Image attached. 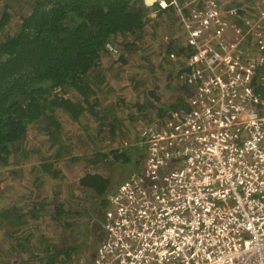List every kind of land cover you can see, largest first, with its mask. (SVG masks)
<instances>
[{"label":"trees","instance_id":"obj_1","mask_svg":"<svg viewBox=\"0 0 264 264\" xmlns=\"http://www.w3.org/2000/svg\"><path fill=\"white\" fill-rule=\"evenodd\" d=\"M0 1V167L7 169L13 161L14 165L23 164L18 171L24 183L33 184L27 179L35 180V177L40 182L51 178L57 183L51 200L41 198L38 193L27 206L7 204L0 209V234L3 235V238L0 237V264H77V242L86 225L85 219L92 221V217L84 208L77 211L70 204L66 208L64 203L67 201L58 200L61 184L68 183L61 178V170H57L59 159L66 156V160L72 163L83 158L69 155L75 143L73 148L63 147L59 117H66L79 128H85L86 132L93 131V127L95 131L85 137L88 141L93 134L108 131L109 145L102 146L105 150L99 152L91 149L90 156L83 158L86 164L82 166L79 177L68 183L78 192L91 195L100 210L107 207V212L108 200L94 198L107 193L112 187L111 175L101 171V168L116 170V166L131 158L138 162L144 155L139 133L133 135L132 140L127 138L131 134L125 128L127 123H122L125 122L122 120L125 108L122 105L129 104L134 110L127 111V117L132 121L142 119V123L148 124L154 119L164 120L170 110L187 109L188 104L183 98H178L164 106L156 93L157 87L146 88L143 82L137 83L135 72L132 74L134 78L131 76L129 81V89L134 95L132 102L126 103L123 97L111 99V96H101L100 93L112 90L109 82L119 74V71L111 73L114 62L128 63L134 57H142L140 53L145 51L146 45L143 38L149 35L151 21L156 27L168 23L177 28L182 23L174 5L158 6L156 17L161 19L155 17L153 20L148 10L140 7V0ZM177 1L180 5L188 2L183 8L186 13L197 2ZM205 4V1L198 3L197 8L202 9ZM236 5L232 3L222 9H237L239 27L244 25V18L254 20L260 13L253 5ZM254 40L251 37L247 39L249 44ZM261 41L264 44V37ZM107 43L117 49L119 59L110 60L106 65L105 59L112 55L106 47ZM254 44L258 46L261 42L255 41ZM161 48L157 57L173 61L177 67V88L183 97L191 96L183 78L184 69L179 63L187 55V45L171 35ZM259 51L264 53V48H259ZM130 69H134L131 64L128 65ZM177 88L174 86L173 90ZM257 91L264 95V87L258 86ZM134 113H137L136 118ZM32 129L34 136L39 132L45 136L43 141L47 148L55 147V161L58 163L44 162L47 159L43 156L45 154L40 156V151L28 140ZM117 136L120 139L115 145L114 137ZM120 141H129L130 145L124 148ZM32 161L36 163L24 167ZM65 162L62 163L63 168H66ZM27 171L31 172L30 175ZM74 194L70 192L71 199ZM45 216L47 219L41 222ZM48 228L50 232L52 230L51 235L42 232ZM89 228L90 225H86L84 240L88 239ZM81 243L84 246L86 242ZM80 262L81 258L78 264Z\"/></svg>","mask_w":264,"mask_h":264},{"label":"built area","instance_id":"obj_2","mask_svg":"<svg viewBox=\"0 0 264 264\" xmlns=\"http://www.w3.org/2000/svg\"><path fill=\"white\" fill-rule=\"evenodd\" d=\"M169 4L188 108L140 128L143 160L108 195L94 264H264V12L239 27L234 7Z\"/></svg>","mask_w":264,"mask_h":264},{"label":"rangeland","instance_id":"obj_3","mask_svg":"<svg viewBox=\"0 0 264 264\" xmlns=\"http://www.w3.org/2000/svg\"><path fill=\"white\" fill-rule=\"evenodd\" d=\"M165 1H166V5H168L167 0ZM204 1L206 2L205 6L208 4H217L220 8L229 7V5H232V3H236L237 4L236 6L238 7L253 5L257 7L258 12L259 11L264 12V0H197L195 4H192V8H190L188 13H190L191 10L196 11V13L201 12L203 8L198 9L197 4L198 3L202 4V2ZM176 2L178 1L176 0ZM178 4L180 5V3ZM187 4L188 2L186 3L184 1V5H180V6L184 7ZM147 13L149 17L152 19L156 17V15L158 14L156 3L154 4L153 9L148 10ZM156 18H158V20L161 19L160 16L159 17L157 16ZM246 20L251 21L252 19L247 18ZM153 23L154 22L151 21V23L149 24V35L143 38L145 40L144 43L146 45L144 46L145 51L140 53L142 57L141 58L134 57L128 63L121 62L120 64V62L118 63L114 62V68L112 69V72L111 70L109 72L115 74L117 73V71H119V74L114 80H110L109 82L110 83L109 85L110 87H112V90L110 92H105V93L101 92L100 93L101 96L102 95L111 96V99H115L117 97H123L126 103L132 102L134 95H133V91L129 89V87L131 88V84L129 83V81L132 77L134 78V75L132 74L135 72L136 73L135 79L137 83L143 82L144 87L146 88L157 87L156 93L161 98V103H163L164 106L167 107L171 103V101L174 102L178 98H183L186 101L187 97L186 96L183 97V94L177 88L178 87L177 84L179 83V81L176 79V74H175L176 69H177L176 65H173V61L171 59L169 60V58L159 59L157 57L158 53L162 51L161 46L163 45V43L165 42L167 43L169 41L171 35L172 37L176 36V38L181 39L182 44H185L186 37L184 36L185 33L183 31L182 24H180L179 27L175 28L174 25H171L168 23H162L165 25H159L158 27L154 26ZM162 29H163V32L160 33ZM156 30L158 31L156 32ZM150 34H153V35L150 36ZM149 47L151 48L149 49ZM258 47L261 50L264 48L263 41L258 46H255L254 44V49L258 50V52H261L259 51ZM118 57L119 56H116L115 54L108 55V58L105 59V62H106L105 64L107 65L110 60L113 61V60H116V58L119 59ZM129 64H131L134 67V69H130L129 71L128 70ZM174 86L177 88L176 91L173 90ZM103 88L108 89V87H103ZM103 101H105V99H103ZM122 106L125 107L124 112L122 113V120H124L125 122H122V123H125V124L127 123V125L126 126L124 125V126L125 128L126 127L128 128L126 129L128 133L130 132L131 134L127 138L129 140H132V136L139 133L140 128L144 125V122L142 123V119H136V121H132L129 117H127V115L130 110L132 112L134 110L131 107H129V104L126 106L125 105H122ZM135 114L136 116H133ZM133 115L132 116L134 118L137 117V113H134ZM59 119L61 121V130H62L61 135H60L61 136L60 140L63 143V147L70 149V148H73V145L76 144L74 149H72V152H71L72 154H69L70 156H79L80 158H82L83 156V158H86L90 156L93 149H95L96 152H99L100 150H105L102 146L109 145L110 143L108 139L109 137L106 136L108 134V131H104L100 135L93 134L92 138H89L90 140L88 141L87 139H85V137H88L89 133H93L95 131L93 127H91L93 131L86 132L85 128H83L82 126L79 128L78 125H76L74 122L69 121V119H67L64 116L59 117ZM116 124L119 125V122H116ZM79 133H82L84 136L82 134L76 135ZM116 133H117V130H116ZM27 137H28L29 142L34 144L37 150L40 151V156L42 153L45 154L43 156L47 157V159L46 160L43 159L44 162L49 161V162H54V164L58 163V161L57 162L55 161L56 160L55 147L47 148V145L44 144L45 141H43V138H45V136L42 133L39 132L35 134L34 136V132L32 129V131L28 134ZM98 138L101 140L99 141ZM119 139H120L119 136L114 137L115 141L113 142V144L119 143ZM121 144H122V147L125 148L130 145V142L122 141ZM66 158L68 157L65 156L64 159H59V163H58L59 166H56V167H57V170L60 169L61 172L63 173V175L61 174V178L63 179V181H67L68 183H70L72 181H75L79 177L80 173L82 172V166L85 165L86 162L82 158V159H78L70 163L68 162V160H66ZM142 160L143 159L140 158V160L136 162L135 159L131 158L126 163L124 164L122 163L116 166V170L112 168V170L110 171L109 167H106L107 169L101 168L102 169L101 171H104L106 174H109V176L111 175V183H112L111 189H114L115 185L121 179L129 177L132 174L133 170L135 171L138 168ZM63 162L66 163L65 164L66 168H63L62 166ZM35 163L36 161L27 162L24 165V167H29L30 165L35 164ZM20 165L22 166L23 164L14 165L13 161H10L9 167H7V169L0 167V209H2V207L7 204H9V206H13V205L16 206V204L19 207L24 206V205L27 206L31 202V199L34 198L38 193H40L41 198L46 197L47 200H51V198L52 199L54 198L53 193L54 191L57 190L56 189L57 183L54 179L50 178L49 180H44L43 182H40L36 180L37 177H35V180L27 179L28 182H32L33 184H30L27 182L24 183L23 179L19 177L20 174L18 170H20L19 169ZM30 173L29 171H27V174L30 175ZM68 183L66 185L61 184V187L59 190L60 199L58 200L60 201L63 200V202L67 201L66 204L64 203V207L68 208L70 204V206L71 207L74 206L75 207L74 209L77 211L78 210L81 211V209L84 208L83 210H86L87 215L92 217V220H95V218H97L101 212H102V217L105 218L104 217L106 216L105 209L107 207L100 210V207L97 206L96 204V200L91 198L92 197L91 195L87 193L78 192L77 188L71 186ZM111 189H109L110 191L103 194L102 196H96V197L94 196V198L104 197L107 199L108 195L112 191ZM70 192H72L73 194L75 193L72 199H71V196H69ZM21 198L23 199L20 200ZM76 206H78L79 208H77ZM108 209H109V206H108ZM46 219H47V216H45L41 222H43ZM70 220L72 219H69V221ZM85 222L87 226L91 224L90 219L86 218ZM86 225L84 224L83 231L81 233L79 232L80 237L77 242L78 255L77 256L75 255L76 256L75 260H77V264H78V261L80 260L79 254H82V251H83V245L81 242L87 241V240H84L83 238L85 237ZM42 232L47 233L49 235L52 234V230L50 232L49 228L48 230H42ZM2 236L0 234L1 238H3ZM82 264H83V261H82Z\"/></svg>","mask_w":264,"mask_h":264},{"label":"flooded vegetation","instance_id":"obj_4","mask_svg":"<svg viewBox=\"0 0 264 264\" xmlns=\"http://www.w3.org/2000/svg\"><path fill=\"white\" fill-rule=\"evenodd\" d=\"M169 1L170 0H167V3H169ZM155 3L157 6H159L158 0ZM140 7L142 9H147L146 7L144 8L141 5ZM103 220L104 219L102 217V212H101L100 215L97 218H95V220L91 221L90 228H89V234L87 237L88 239L85 245L83 246L82 254H80V258L82 259L83 264H94L97 246L103 238L101 237L103 236V233H104L103 223H102L104 222ZM80 264H82V262H80Z\"/></svg>","mask_w":264,"mask_h":264},{"label":"water","instance_id":"obj_5","mask_svg":"<svg viewBox=\"0 0 264 264\" xmlns=\"http://www.w3.org/2000/svg\"><path fill=\"white\" fill-rule=\"evenodd\" d=\"M157 0H141L140 5L146 7L148 10H152Z\"/></svg>","mask_w":264,"mask_h":264},{"label":"crops","instance_id":"obj_6","mask_svg":"<svg viewBox=\"0 0 264 264\" xmlns=\"http://www.w3.org/2000/svg\"><path fill=\"white\" fill-rule=\"evenodd\" d=\"M133 172H134V170H133ZM133 172H132V173H133ZM126 178H128V177H126ZM126 178H124V179H126ZM124 179H121L117 184H119V183H120L121 181H123ZM117 184H116V185H117ZM116 185H115V186H116ZM114 188H115V187H114Z\"/></svg>","mask_w":264,"mask_h":264},{"label":"clouds","instance_id":"obj_7","mask_svg":"<svg viewBox=\"0 0 264 264\" xmlns=\"http://www.w3.org/2000/svg\"><path fill=\"white\" fill-rule=\"evenodd\" d=\"M158 7V6H157Z\"/></svg>","mask_w":264,"mask_h":264}]
</instances>
